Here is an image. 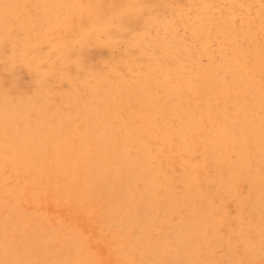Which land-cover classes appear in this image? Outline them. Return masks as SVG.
I'll return each instance as SVG.
<instances>
[{
  "label": "bare ground",
  "instance_id": "bare-ground-1",
  "mask_svg": "<svg viewBox=\"0 0 264 264\" xmlns=\"http://www.w3.org/2000/svg\"><path fill=\"white\" fill-rule=\"evenodd\" d=\"M209 8L160 22L174 78L150 89L169 104L154 108L156 132L117 130L111 112L144 106L150 91L140 75L113 76L93 89L109 123L101 114L96 131L69 132L63 120L0 148V181L19 158L32 169L0 190V264H264V53L237 46L238 30ZM212 41L230 49L221 63Z\"/></svg>",
  "mask_w": 264,
  "mask_h": 264
},
{
  "label": "rangeland",
  "instance_id": "rangeland-1",
  "mask_svg": "<svg viewBox=\"0 0 264 264\" xmlns=\"http://www.w3.org/2000/svg\"><path fill=\"white\" fill-rule=\"evenodd\" d=\"M201 3L215 18H229L238 30L237 46L264 53V0H17L12 9L7 7L9 0H0V135L9 139L19 131L41 133L46 125L57 128L63 120L66 131L79 130L82 124L96 131L99 115H104V123L111 121L103 113L104 98L93 92L100 78L106 84L113 76L132 81L139 75L143 89L150 91L145 105L125 104L111 115L121 122L117 130L156 132L154 108L169 104L162 102V90L152 94L150 89L154 90V81L166 86L174 78L167 68L173 67V58H165L156 48L165 39L160 22L175 11L192 16ZM179 32L187 37L181 26ZM211 43L212 57L221 63L222 53L230 49ZM200 62L204 64L206 57ZM152 65L157 66L154 73ZM131 68L138 70L134 74ZM107 88L104 85L103 91ZM77 101H82L80 109ZM3 138L0 148H17L14 139L1 143ZM18 160L24 166L6 175L0 190L32 175L29 161ZM6 163V157L0 159V165Z\"/></svg>",
  "mask_w": 264,
  "mask_h": 264
}]
</instances>
